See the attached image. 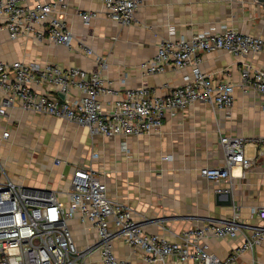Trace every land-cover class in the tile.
I'll list each match as a JSON object with an SVG mask.
<instances>
[{
    "label": "crops",
    "instance_id": "obj_1",
    "mask_svg": "<svg viewBox=\"0 0 264 264\" xmlns=\"http://www.w3.org/2000/svg\"><path fill=\"white\" fill-rule=\"evenodd\" d=\"M104 9L101 0H71L66 10L58 12L74 35L71 47L40 41L33 32L12 39L0 16V59L97 71L101 70L98 57L102 56L107 63L103 77L114 89L149 87L165 94L184 83L191 67L169 66L163 72L145 73L142 63L156 55L162 40L200 32L218 33L225 28L264 37V5L259 0H142L136 22L131 25L107 18ZM79 10H96L100 16L87 24L78 15ZM172 27L175 35L169 34ZM87 48L94 53L88 54ZM244 61L264 68V52L237 56L217 49L206 53L201 63L203 71L216 79L236 84V100L230 111L195 102L176 114H168L161 130L149 135H92L86 126L25 110L16 103L6 115L0 114V179L7 176L30 189L54 191L67 200L76 167L90 166L105 180L109 197L129 206L146 232L170 241H182L184 231L207 222L225 221L238 212L243 232L235 237L200 240L210 252L224 258L244 243L251 226L264 225L255 213L264 206V95L242 89L240 66ZM32 87L39 94L61 100L82 96L79 89L65 94L50 83L34 82ZM5 96L0 91V106ZM101 100L109 109L114 97L102 95ZM5 131L8 136H4ZM223 134L260 142L247 145L246 154L253 160L250 168L235 165L229 181H213L200 170L225 165L220 142ZM227 191L232 194V204H220L218 199H226ZM70 225L80 250L95 242L93 227L77 219ZM114 252L132 264H162L145 261L143 251L122 237L114 239ZM168 261L196 264L191 259L180 262L175 256ZM83 264H102L99 251L87 254ZM234 264H264V240Z\"/></svg>",
    "mask_w": 264,
    "mask_h": 264
},
{
    "label": "built area",
    "instance_id": "obj_2",
    "mask_svg": "<svg viewBox=\"0 0 264 264\" xmlns=\"http://www.w3.org/2000/svg\"><path fill=\"white\" fill-rule=\"evenodd\" d=\"M104 15L122 25L136 22V10L142 0H101ZM71 0H0V16L12 39L31 32L40 41L71 47L74 35L58 15L66 10ZM85 23L100 16L96 10H79ZM175 35V28L169 31ZM221 49L237 56L264 52V37L242 33L234 28L221 32H200L191 37H169L160 43L156 55L142 63L145 73L153 74L176 68L191 67L184 83L168 93L159 94L149 87L126 88L122 91L106 84L103 69L107 67L98 57L101 70L88 71L79 66L6 62L0 59V91L5 92L0 114L18 103L32 110L89 128L90 133L105 137L142 136L161 130L166 116L176 114L195 102H205L215 109L230 111L235 104L236 84L219 80L203 71L201 63L206 53ZM93 54L92 48H87ZM244 92L255 90L264 95V68L244 61L240 66ZM50 83L67 94L76 88L82 96L74 100L39 94L32 83ZM102 95L114 100L105 108ZM9 132L5 131L4 136ZM225 151L223 167H202L201 175L213 181H229L232 168L241 165L250 168L253 160L246 154L247 145L259 140H248L239 135H221ZM128 151V150H127ZM93 157H98L93 153ZM165 158H171L166 156ZM60 163V159H56ZM3 173L4 168H2ZM222 191V189H218ZM67 202L56 192L30 189L9 177L0 179V264H83L87 254L98 250L102 264H132L114 252V239L122 237L129 245L143 251L149 263L172 264L175 256L180 262L193 260L196 264H234L247 251H254L264 240V225L251 226L245 241L228 256L222 258L209 251L200 240L207 237H235L243 232L238 212L222 222H207L191 228L181 235L182 241H170L160 235L148 233L141 221L135 219L126 204L112 200L107 184L98 171L87 165L77 166ZM68 203V204H67ZM264 220V206L255 212ZM77 219L96 230V240L86 250H80L73 235L70 221Z\"/></svg>",
    "mask_w": 264,
    "mask_h": 264
},
{
    "label": "water",
    "instance_id": "obj_3",
    "mask_svg": "<svg viewBox=\"0 0 264 264\" xmlns=\"http://www.w3.org/2000/svg\"><path fill=\"white\" fill-rule=\"evenodd\" d=\"M259 1H261L264 5V0H259ZM61 96L64 97L63 94ZM227 195H228V197L226 199H218V202L220 204H224V205H231L232 204V194H231V192L227 191ZM219 200H222V201H219Z\"/></svg>",
    "mask_w": 264,
    "mask_h": 264
},
{
    "label": "rangeland",
    "instance_id": "obj_4",
    "mask_svg": "<svg viewBox=\"0 0 264 264\" xmlns=\"http://www.w3.org/2000/svg\"><path fill=\"white\" fill-rule=\"evenodd\" d=\"M64 202H67V200H63ZM68 204V203H67Z\"/></svg>",
    "mask_w": 264,
    "mask_h": 264
}]
</instances>
